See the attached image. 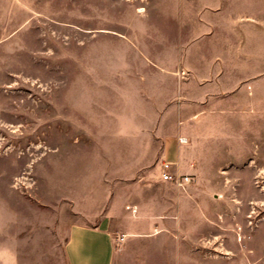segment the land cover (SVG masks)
<instances>
[{
  "label": "rangeland",
  "instance_id": "1",
  "mask_svg": "<svg viewBox=\"0 0 264 264\" xmlns=\"http://www.w3.org/2000/svg\"><path fill=\"white\" fill-rule=\"evenodd\" d=\"M99 222L106 264H264V0H0V264Z\"/></svg>",
  "mask_w": 264,
  "mask_h": 264
},
{
  "label": "crops",
  "instance_id": "2",
  "mask_svg": "<svg viewBox=\"0 0 264 264\" xmlns=\"http://www.w3.org/2000/svg\"><path fill=\"white\" fill-rule=\"evenodd\" d=\"M112 239L107 226L73 224L66 250L70 264H106L112 255ZM96 255H90L91 251Z\"/></svg>",
  "mask_w": 264,
  "mask_h": 264
},
{
  "label": "built area",
  "instance_id": "3",
  "mask_svg": "<svg viewBox=\"0 0 264 264\" xmlns=\"http://www.w3.org/2000/svg\"><path fill=\"white\" fill-rule=\"evenodd\" d=\"M185 139L179 138V142L183 143ZM175 162L171 160H164L161 162V173L160 178L162 180H168L174 182L175 185L179 187H185L191 181L190 175L186 173H175L173 172V167ZM123 237L119 238L122 239Z\"/></svg>",
  "mask_w": 264,
  "mask_h": 264
}]
</instances>
